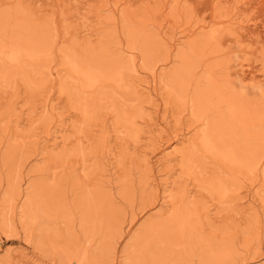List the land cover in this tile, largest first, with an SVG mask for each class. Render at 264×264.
<instances>
[{
  "label": "rangeland",
  "instance_id": "374dc122",
  "mask_svg": "<svg viewBox=\"0 0 264 264\" xmlns=\"http://www.w3.org/2000/svg\"><path fill=\"white\" fill-rule=\"evenodd\" d=\"M11 2L25 9L24 12L27 10L25 14L37 24L42 23L46 28L48 26L55 40V48L47 56L29 62V67H24L27 69L24 74L20 69L24 65V58L14 53L9 46L0 47V181L4 183L15 161L17 166L19 163L21 165V183L26 179L25 185L37 178L44 181L46 176L54 177L52 182L65 179L68 184H72L74 193L66 190L65 195L70 202L78 190L95 191L97 166L94 163L109 148L119 161L118 166H109L110 173L114 174L111 178L114 206L123 213V233L116 245L113 264L126 263L122 257L129 252L132 240L158 214L168 217L174 202L178 200L179 207L186 206V202L190 201L188 206L195 214L194 222L201 226L203 235L231 237L236 242L238 252H242V258L236 260L237 264H264V178L256 172H231L228 166L227 169L225 164L220 163V160L213 161L212 157L213 162H210V157L198 144L200 127L191 116L189 106L184 101L176 100L161 81L160 74L166 73L169 66L161 67L158 63L154 73H151L143 69L139 53L129 51L126 58L131 60L132 57L135 73L127 72L121 79L117 78L119 80L116 83L100 82L96 88L85 91L79 89V77L64 63L62 55L71 45L79 50L87 44H103L104 33L110 26L120 29L118 26L123 12L130 11L137 20L150 14L149 30L160 32L163 36L165 34L168 39L172 37L171 44L174 40L176 44L190 40L188 30L194 31L199 38L219 19L227 22L229 17L217 16L227 13L229 8L223 4L224 8H218L216 0H177L175 7L180 12V18L176 22L177 19L169 11L174 0ZM239 2L237 6L242 12L239 18L244 20L240 50H236L232 40L230 43L225 42L227 47L225 44L223 46L231 47L234 53L237 51L236 54L241 55V62L247 66L244 74L246 79L263 82L264 0ZM226 35L230 37L231 34ZM120 40L124 43L121 36ZM234 53L230 54L233 63L236 60ZM225 56L228 58L226 53L221 54L223 61ZM232 62L228 64L231 74L238 71ZM144 80H149V87L144 88ZM97 91H103L102 95L95 97ZM15 121L19 122V129L15 127ZM62 123L67 126L63 133L68 135L69 141L63 154L52 158L49 155L53 132ZM148 134L151 135L148 167L154 176L151 178L157 182L167 181L170 191L177 192L166 205L168 211L161 213L158 212L161 202L158 204L141 188L149 173L136 155L144 146ZM34 138L37 139L36 143H32ZM10 149L17 155V160L7 162L5 156ZM168 153L173 156L171 162L160 163L157 167V162ZM84 158L87 162L83 161ZM90 170L94 174L88 175ZM123 182L129 185V190H121ZM157 189L163 190L161 183ZM56 224L52 226H59ZM258 226L261 228L258 229ZM20 230L11 231L12 234L0 230V264H32L33 261V264H68L64 258L42 245L39 237L35 239L39 231L27 237Z\"/></svg>",
  "mask_w": 264,
  "mask_h": 264
},
{
  "label": "bare ground",
  "instance_id": "6f19581e",
  "mask_svg": "<svg viewBox=\"0 0 264 264\" xmlns=\"http://www.w3.org/2000/svg\"><path fill=\"white\" fill-rule=\"evenodd\" d=\"M176 3L177 0H174V5L169 11L178 22L180 12L175 7ZM239 3V0H216L218 8H224L223 5L229 8L227 13L216 16L222 18V15H225L229 20L223 22L219 19L199 38L195 36L194 31L188 30L189 32H186L191 36L190 40L176 44L174 39L171 44L172 37L168 39L165 34L163 36L160 32L149 30L150 14L137 20L136 15L130 11L123 12L119 30H116L114 25L107 31L104 30L106 32L103 44H87L79 49L80 51L71 45L62 54L64 63L79 77V89L85 91H91L100 82L116 83L119 80L117 78L123 77L127 72L135 73L132 57L131 60L126 58L129 51L138 52L143 69L151 73H154L158 63L161 67L169 66L166 73L160 74L161 81L176 100L184 101L189 106L191 116L200 127L198 144L210 157V162L220 160L230 171L256 172L264 178V81L246 79L244 74L247 66L241 62V55L236 54L243 41L241 34L244 29V20L240 19L242 12L237 6ZM24 10L12 5L11 0H0V47L9 46L14 53L17 52L24 58V65L20 69L26 74L27 69L24 67L28 68L29 62L52 53L55 40L47 29L48 26L46 28L42 23L37 24L31 20L29 15L25 14L27 10ZM226 34H231V38ZM231 40L236 44L235 53L233 48H226L225 42L230 43ZM222 53L228 55V58L224 57V61L221 59ZM231 53H234L236 59L234 63ZM229 61L238 68L233 74L230 73L231 70L229 72ZM262 61L264 71V56ZM143 84L144 88L149 87V80H144ZM102 93L103 91H97L94 96ZM146 93L150 97V93ZM15 124L19 129V122ZM146 125L151 127L150 124ZM56 128L49 155L52 158L61 156L67 146L66 142L69 141L68 135L63 133L67 126L60 124ZM150 138L151 135L148 134L144 146L137 151L136 156L146 165L149 173L141 188L158 204L161 202L158 211L161 213L166 210L168 201L174 199L177 192L170 191L167 181L157 182L158 180L151 178L154 176L148 167V155L151 154L148 148L151 144ZM36 140L34 138L32 143H36ZM16 156L10 149L5 159L8 162L16 159ZM163 157V160L157 162V167L160 163H170L173 159L170 153ZM83 161H86L85 158ZM113 164L118 166L119 161L115 153L107 148L94 163L97 166L95 191H76L70 204L65 195L68 190L74 193L72 184H68L65 179L52 182L54 177L46 176L44 181L37 178L25 185L26 179L21 183V165L19 163L17 166L14 161L4 183L0 181V230L11 232L21 229L27 237L39 231L40 236L37 232L35 239L39 237L42 245L50 248L53 254L64 258L68 264H113L116 259L113 256L116 245L123 233V213L114 206L116 203L111 179L114 174L110 173L109 169ZM89 174H94V171L90 170ZM158 183L163 186L162 191L157 189ZM129 188L127 183L121 184V190ZM178 202H174L168 217L158 214L157 218L149 222L141 234L132 240L129 252L122 257L126 262L124 264H237L236 260L242 258V252H238L236 242L231 237L203 235L201 226L194 222L195 214L188 206L190 201L182 207H179ZM53 224L61 228L52 226ZM259 228L261 226H258ZM259 234L261 235L260 232Z\"/></svg>",
  "mask_w": 264,
  "mask_h": 264
}]
</instances>
